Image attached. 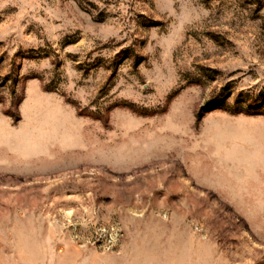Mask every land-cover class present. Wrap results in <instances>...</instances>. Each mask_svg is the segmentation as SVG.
<instances>
[{
	"label": "rangeland",
	"instance_id": "obj_1",
	"mask_svg": "<svg viewBox=\"0 0 264 264\" xmlns=\"http://www.w3.org/2000/svg\"><path fill=\"white\" fill-rule=\"evenodd\" d=\"M0 264H264V0H0Z\"/></svg>",
	"mask_w": 264,
	"mask_h": 264
}]
</instances>
